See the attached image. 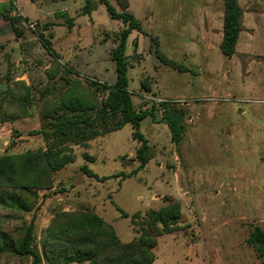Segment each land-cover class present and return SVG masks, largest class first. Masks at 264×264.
<instances>
[{"label": "rangeland", "instance_id": "374dc122", "mask_svg": "<svg viewBox=\"0 0 264 264\" xmlns=\"http://www.w3.org/2000/svg\"><path fill=\"white\" fill-rule=\"evenodd\" d=\"M109 1L120 10L116 0ZM205 1L223 9L222 0H129V11L148 36L141 46L133 43L132 34L126 40L133 108L153 110L156 119L162 102L181 109V141L172 142L168 127L146 116L139 131L150 145V158L128 177L103 181L80 167L99 176L136 169L140 142L133 138L132 126L126 123L72 144L73 162L54 172L50 189L37 191L30 211L0 206L2 227L28 223L34 215V247L39 250L55 211L85 208L127 242L136 235L131 214L142 217L172 201L180 204V229L157 238L150 264H264L247 241L254 224L264 230V0H239L248 29L231 57L215 50V43L206 60L193 57L189 49L197 45L186 48L183 41L170 53L164 38L159 48L189 69L179 71L157 59L150 41L162 26L156 23L159 5L171 11ZM83 5L84 0H0V104L9 100L6 92L16 81L27 85L30 100L28 116L4 121L5 114L0 116V155L46 148L52 138L41 132L49 129V118H40L41 108L66 95L74 81L79 86L72 89L83 90L91 102L94 93L97 103L106 92L96 90L92 81L115 82L111 51L124 24L111 18L98 0H91L89 14L81 13ZM244 37H249L246 44ZM242 50L260 56L247 59L244 72L238 57ZM116 206L128 217H121ZM29 259L1 254L0 264H28Z\"/></svg>", "mask_w": 264, "mask_h": 264}, {"label": "trees", "instance_id": "16d2710c", "mask_svg": "<svg viewBox=\"0 0 264 264\" xmlns=\"http://www.w3.org/2000/svg\"><path fill=\"white\" fill-rule=\"evenodd\" d=\"M103 3L108 15L120 20L124 27L118 33L117 43L111 51V59L115 63L116 80L113 84L92 81L96 90L106 92L105 98L97 103L94 93L92 100L84 98L83 90L75 91L77 81L61 95L56 102H48L40 111V118H49L48 131H41L52 141L44 149L26 150L17 153L0 155V206L17 208L22 211L32 209L31 200L36 197L40 189H50L53 185L54 172L62 169L74 160L72 144H83L86 140L120 129L129 123L133 128V138L140 142L136 156L139 165L132 172L123 171L109 176H99L86 165L81 171L89 176L103 181L116 176L128 177L135 173L150 158L146 138L139 131L140 121L146 116L156 119L153 110H135L131 94L127 88L128 62L125 54L126 40L135 30L147 35L141 28L139 20L127 10V0H116L120 10H117L109 0H98ZM91 0H84L81 13H90ZM222 38L219 43L220 52L231 57L237 54L235 46L239 32L243 27V8L239 0H222ZM62 14V13H59ZM68 26L72 20L66 18ZM52 23H45L46 28ZM154 54L165 65L179 71H188L182 63L164 54L158 44L156 36H150ZM135 44V43H134ZM242 72L246 67V60L259 58L258 55L238 53ZM72 69L70 68L69 71ZM68 82V81H66ZM141 86L150 90L147 83ZM17 91V92H16ZM85 92V91H84ZM8 101L0 104L1 121L13 120L17 117L28 116L29 89L22 81H16L7 92ZM94 96V97H93ZM162 113L156 120L163 122L169 130L172 142L178 144L183 134V112L170 102H162ZM38 131H36L37 133ZM92 160L89 155H84ZM166 200V199H165ZM121 217H128V213L118 206ZM181 217L180 204L167 202L158 209H148L144 216L138 212L130 215V223L135 226L136 235L127 242H122L113 226L97 213L78 208L74 210H58L51 216L42 239L40 249L34 247L35 236L34 215L28 223L4 228L0 225V255L10 254L15 257H29L28 264H150L155 259L153 248L157 238L166 233H174L180 229L178 220ZM247 241L253 246L257 255L264 259V230L257 224L252 226Z\"/></svg>", "mask_w": 264, "mask_h": 264}, {"label": "crops", "instance_id": "0c3cea01", "mask_svg": "<svg viewBox=\"0 0 264 264\" xmlns=\"http://www.w3.org/2000/svg\"><path fill=\"white\" fill-rule=\"evenodd\" d=\"M127 2V10H129V0H127ZM159 6L160 7L156 11V23L157 25L162 24V26L158 28L159 32L156 34L159 46L161 43H163V39L167 38L168 41H166L165 43L171 45V48H168V51L170 53H173L174 49L178 47L177 45L180 41H183L182 43H185L184 47L186 48L188 47V44H195L197 45L196 48L192 47L189 49L191 51V55L194 57V55L196 54L199 59L203 60H206L208 58L207 54L213 51L211 50L213 43H215V50H219V43L222 38L223 10L207 1L203 3L192 2L191 4L186 5L185 8L182 5H178L176 10H173L172 8L171 11L167 9L168 7H164L163 4ZM244 15L245 11L243 12V16ZM139 23L141 25V28L143 29V25L140 21ZM243 27L244 28L239 32L237 43H239L242 32H246V29H248L244 22ZM130 34H132L133 43H135L137 46H141L143 40L148 37L147 35H144L135 30H133ZM136 36H138V39L136 38ZM244 38V43L246 44L249 40V37ZM135 39L137 40L134 41ZM177 49H179V47ZM239 52L246 51L242 50ZM163 53L165 54V52Z\"/></svg>", "mask_w": 264, "mask_h": 264}]
</instances>
